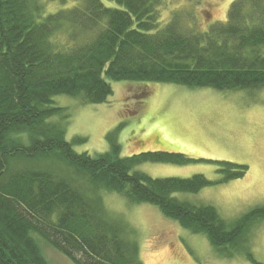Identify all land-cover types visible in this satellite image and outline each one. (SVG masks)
Listing matches in <instances>:
<instances>
[{
  "label": "trees",
  "instance_id": "1",
  "mask_svg": "<svg viewBox=\"0 0 264 264\" xmlns=\"http://www.w3.org/2000/svg\"><path fill=\"white\" fill-rule=\"evenodd\" d=\"M58 1L73 6L43 16L37 0H0V264H48L34 235L74 264H142L131 230L108 214L102 191L156 206L183 229L205 235L221 258L242 252L251 259L247 234L264 218V207L228 225L215 208L172 196L212 185L204 176L153 179L134 170L190 159L161 151L121 158L114 133L106 136L109 151L92 158L76 153L65 127L50 119L69 117L56 96L82 105L105 102L112 93L105 77L188 89H261L264 0H235L225 23L190 34L177 18L159 27V0H106L114 7ZM61 26L78 40L69 50L51 41ZM217 172L223 184L242 178L247 168L221 162Z\"/></svg>",
  "mask_w": 264,
  "mask_h": 264
},
{
  "label": "rangeland",
  "instance_id": "2",
  "mask_svg": "<svg viewBox=\"0 0 264 264\" xmlns=\"http://www.w3.org/2000/svg\"><path fill=\"white\" fill-rule=\"evenodd\" d=\"M37 1L43 16L73 6L68 0ZM233 1L159 0V27L177 18L185 34L205 32L211 24L226 22ZM69 34L70 29L61 26L51 41L58 49L69 50L78 42ZM259 50L264 54V47ZM105 81L112 93L100 104L82 105L78 98L67 95L54 97L57 106L67 108L69 117L50 120L65 127V139L76 153L92 158L107 153L106 136L114 133L121 158L161 151L193 161L185 165L146 162L135 171L153 179L202 175L213 182L197 193L172 194L178 201L213 207L228 225L252 209L264 207V87L253 92L216 91L107 77ZM76 139L84 141L73 142ZM221 162L245 166L247 172L240 179L220 184L217 168ZM100 196L108 214L131 230L142 264H264V218L248 230L251 259L242 252L228 259L217 255L205 235L183 229L154 205L132 204L114 192L102 191ZM34 238L48 264H74L42 238Z\"/></svg>",
  "mask_w": 264,
  "mask_h": 264
}]
</instances>
